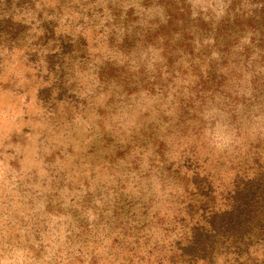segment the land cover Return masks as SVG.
<instances>
[{
    "label": "rangeland",
    "instance_id": "374dc122",
    "mask_svg": "<svg viewBox=\"0 0 264 264\" xmlns=\"http://www.w3.org/2000/svg\"><path fill=\"white\" fill-rule=\"evenodd\" d=\"M250 189L264 0H0V264H264Z\"/></svg>",
    "mask_w": 264,
    "mask_h": 264
},
{
    "label": "trees",
    "instance_id": "16d2710c",
    "mask_svg": "<svg viewBox=\"0 0 264 264\" xmlns=\"http://www.w3.org/2000/svg\"><path fill=\"white\" fill-rule=\"evenodd\" d=\"M257 190H261V187L256 188ZM252 189H250L249 192H247L243 200L238 203V205H234L229 210L224 212V223L228 225V227H235L238 228L239 231H243L247 228H249L251 225L253 226H262V223H264V213H262V219L256 221V218L258 217V212L260 210H263L264 206V191L253 193L251 192ZM264 212V211H263ZM201 234H194V242H192L191 247L198 246L199 241L201 240L200 237ZM200 247V246H198ZM203 246L202 248H204Z\"/></svg>",
    "mask_w": 264,
    "mask_h": 264
}]
</instances>
